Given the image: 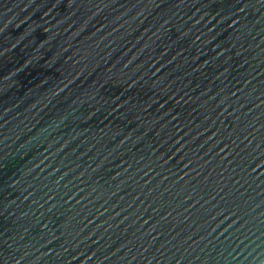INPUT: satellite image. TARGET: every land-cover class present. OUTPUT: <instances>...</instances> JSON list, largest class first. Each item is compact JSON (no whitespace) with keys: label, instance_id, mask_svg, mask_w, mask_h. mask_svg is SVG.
<instances>
[{"label":"water","instance_id":"1","mask_svg":"<svg viewBox=\"0 0 264 264\" xmlns=\"http://www.w3.org/2000/svg\"><path fill=\"white\" fill-rule=\"evenodd\" d=\"M0 264H264V0H0Z\"/></svg>","mask_w":264,"mask_h":264}]
</instances>
